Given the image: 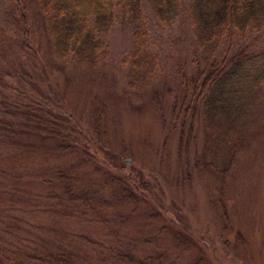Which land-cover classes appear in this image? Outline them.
<instances>
[{
	"label": "rangeland",
	"instance_id": "obj_1",
	"mask_svg": "<svg viewBox=\"0 0 264 264\" xmlns=\"http://www.w3.org/2000/svg\"><path fill=\"white\" fill-rule=\"evenodd\" d=\"M183 4L152 25L156 75L135 92L125 88L121 64L131 46L127 26L111 25L105 54L90 71L53 55L32 0H0V264L8 257L9 264H36L26 263L27 252L58 251L75 256L74 264H264V30L229 53L245 47L252 54L230 94L229 105L246 108L237 128H205L199 108L207 91L178 150L177 135L165 137L160 127L157 104L166 109L162 93L175 89L176 72L203 67L215 48L196 47ZM20 40L32 53L21 52ZM211 136L218 142L208 155ZM60 141L70 149H57ZM230 147L226 174L204 167ZM122 175L141 182L128 189L132 200L115 181ZM65 184L79 194L90 189L92 199L67 200ZM122 251L131 259L114 257Z\"/></svg>",
	"mask_w": 264,
	"mask_h": 264
},
{
	"label": "trees",
	"instance_id": "obj_2",
	"mask_svg": "<svg viewBox=\"0 0 264 264\" xmlns=\"http://www.w3.org/2000/svg\"><path fill=\"white\" fill-rule=\"evenodd\" d=\"M32 1L38 10L37 15L40 16L45 36L51 43L53 55L60 60L67 59L69 63L90 71H94L96 64L105 54L107 34L111 25L124 24L127 26L131 37V46L127 56L121 60V64L126 69L125 88L135 92H142L149 88L156 75L158 57L149 43L152 25H161L179 5V0ZM183 1V12L192 28L196 47L204 52L215 48L212 49L213 53L210 55V59L204 58L203 67H194L189 74L176 72L175 89L171 91L167 88L162 93L166 97L164 103L166 109L161 106L163 103H160V106L157 104L159 98L155 96L154 92L150 95L151 100L156 101L158 119L160 127L166 131L165 137L168 131L177 135L178 150L181 149L184 132L186 129H191L193 125L198 102L202 101V94L207 91L211 93L207 99L203 98V107L199 108L205 128H208V131L215 130L217 132L220 130L232 132L237 128L238 123L246 114V108L229 105L230 94L233 87L245 78V67L251 61L252 54L245 47L232 54L229 53H231V48L244 40L250 32L264 30V0ZM16 15L21 38L26 37L28 32L24 15L20 13V10ZM20 41H22L20 42L21 52L32 53L28 43L25 40ZM22 66L26 68L25 63ZM7 74L5 73V75ZM50 89L48 88L46 92L49 93ZM3 97L10 98L8 92ZM17 105L19 106V104ZM50 106L49 104L48 114L51 115ZM8 109L6 107L5 111ZM99 114L97 108L91 111V121L94 127L97 126ZM0 115L1 118L4 117L3 112ZM166 117L170 122L168 126L165 124ZM59 122L50 124L52 129L43 126V130H55L53 128L56 125L61 126ZM167 127L168 129H165ZM45 135L48 136V134ZM210 138L211 141L208 140L209 144L205 147L208 155L212 153V146L218 142L213 140L212 136ZM62 143L56 145V148L64 149L63 151H66L67 148L70 149L69 144ZM233 153L230 147L222 161L215 157L211 163L204 164V167L222 176L233 164L235 157ZM121 164L124 163L121 161ZM61 177H63L62 174ZM115 181L119 183L123 198L128 200H132L131 191L128 189L133 191L132 187H135L137 190L136 184L141 183L140 180L134 182L133 179L125 175ZM62 192L63 196L73 203L81 199H92V194H88L90 189H85L83 193L79 194L73 192L72 188L65 184ZM47 196L50 198V195ZM93 196L96 197L95 194ZM94 220L100 219L94 218ZM90 221L87 220L88 223ZM179 238L182 237L179 236ZM88 244L92 247L96 245L90 242ZM114 257L119 260L127 257L130 260L131 252H117ZM9 258L6 260L11 262ZM26 259V263L36 264H74L76 260L75 256L64 251L43 254V256L27 252ZM7 261L4 264H9ZM139 264H144V262L141 261Z\"/></svg>",
	"mask_w": 264,
	"mask_h": 264
},
{
	"label": "water",
	"instance_id": "obj_3",
	"mask_svg": "<svg viewBox=\"0 0 264 264\" xmlns=\"http://www.w3.org/2000/svg\"><path fill=\"white\" fill-rule=\"evenodd\" d=\"M128 162L126 161L125 164H127Z\"/></svg>",
	"mask_w": 264,
	"mask_h": 264
}]
</instances>
